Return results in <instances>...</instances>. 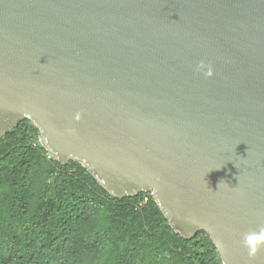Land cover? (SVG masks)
Here are the masks:
<instances>
[{
  "label": "water",
  "instance_id": "obj_1",
  "mask_svg": "<svg viewBox=\"0 0 264 264\" xmlns=\"http://www.w3.org/2000/svg\"><path fill=\"white\" fill-rule=\"evenodd\" d=\"M22 119L221 264H264L241 243L264 227V0H0V138Z\"/></svg>",
  "mask_w": 264,
  "mask_h": 264
},
{
  "label": "trees",
  "instance_id": "obj_2",
  "mask_svg": "<svg viewBox=\"0 0 264 264\" xmlns=\"http://www.w3.org/2000/svg\"><path fill=\"white\" fill-rule=\"evenodd\" d=\"M33 132L22 119L0 138V184L10 193L0 204V264H87L93 255L103 264H221L204 230L190 239L180 236L153 198L139 204L144 193L110 196L79 162L62 164L42 146H31ZM6 138L17 145L5 147ZM43 164L58 171L35 189ZM4 211L10 214L6 223ZM22 218L28 222L19 226Z\"/></svg>",
  "mask_w": 264,
  "mask_h": 264
},
{
  "label": "rangeland",
  "instance_id": "obj_3",
  "mask_svg": "<svg viewBox=\"0 0 264 264\" xmlns=\"http://www.w3.org/2000/svg\"><path fill=\"white\" fill-rule=\"evenodd\" d=\"M4 146L5 147H14L17 145L15 140H12L11 138H6L4 139ZM29 142L31 144V146H33L34 148H39V146H41L39 138H38V133L37 132H33L31 133L30 137H29ZM58 171V167L56 165H46L43 164L42 167L39 168L38 173L36 174L35 178H34V188L35 189H40L44 186L45 183H47L48 181H50L51 177L53 178L56 174V172ZM10 198V193L8 191V188H5L3 186H1L0 184V204L3 208V202L8 201ZM38 195H36L32 201L31 204V208L33 209V211L35 210L36 206L38 205ZM10 214L7 211H4L3 213V223H6L9 220ZM28 222V219L26 218H22L18 221L19 226L23 225L24 223ZM107 252V249H106ZM165 254H168L167 250L164 251ZM87 264H103L102 258L99 257L98 255H93V257L91 258V260L87 263Z\"/></svg>",
  "mask_w": 264,
  "mask_h": 264
},
{
  "label": "clouds",
  "instance_id": "obj_4",
  "mask_svg": "<svg viewBox=\"0 0 264 264\" xmlns=\"http://www.w3.org/2000/svg\"><path fill=\"white\" fill-rule=\"evenodd\" d=\"M195 71L201 73L205 77H211L213 75L212 65L210 63H206L204 60H201L195 66ZM75 118L79 120L80 114L77 113ZM241 243L247 249L249 257L255 258L260 249L264 247V227H261L258 232L249 231L244 233Z\"/></svg>",
  "mask_w": 264,
  "mask_h": 264
},
{
  "label": "built area",
  "instance_id": "obj_5",
  "mask_svg": "<svg viewBox=\"0 0 264 264\" xmlns=\"http://www.w3.org/2000/svg\"><path fill=\"white\" fill-rule=\"evenodd\" d=\"M153 197H154L153 191L150 190V191L144 192V195H143L141 201L139 202V204H143V203L147 202L149 198H153Z\"/></svg>",
  "mask_w": 264,
  "mask_h": 264
}]
</instances>
